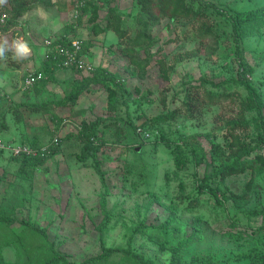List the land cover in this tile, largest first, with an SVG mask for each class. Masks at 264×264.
I'll list each match as a JSON object with an SVG mask.
<instances>
[{"label":"rangeland","instance_id":"rangeland-1","mask_svg":"<svg viewBox=\"0 0 264 264\" xmlns=\"http://www.w3.org/2000/svg\"><path fill=\"white\" fill-rule=\"evenodd\" d=\"M76 1L51 0L49 6L37 4V8L20 17L17 25L12 27H7L9 15L2 13L0 17V41L10 44L19 37L30 46V55L26 58L13 60L10 54L0 58V116L4 113L10 120V130L0 135V142L5 145L12 139L16 141L17 135H31L25 126L27 123L37 127L38 131L43 130L36 134L44 144L54 135L63 139L61 152L49 158L46 165L35 172L33 181L24 186H13L14 177L11 174L1 178L5 174L3 171L9 156L7 153L0 156V216L9 217L5 222L0 220V264H29L33 260L34 257L30 255L32 236L22 221L34 227L46 228L49 241L70 262L81 263L100 253L97 228L104 220L99 204L104 189L94 170L81 167L75 157L70 155L79 154L80 148L74 145L73 139L67 140L66 135H74L82 120L91 122L102 117L116 118V115L107 111L104 89L95 86L94 92L81 95L72 107L52 106L53 112L62 119L61 125L51 122L47 115L34 116L27 112H24L26 122L13 125V117L8 115L12 108L22 102L35 104L63 99L69 93L74 79L84 76V73L75 76L71 70H59L54 74L56 83L50 82L46 87L47 92L40 96L33 93L27 97L23 95L25 77L32 72H42L39 69L48 50L45 41H54L67 27L76 28V34H70V38L83 44L90 43L85 57L87 62L118 74L124 81L121 83L125 84L129 98L137 102L131 107L133 122L138 127L132 138L135 144L131 150L115 146L121 134L117 128H110L106 129L107 146L99 152L102 160H105L101 170L105 173L109 191L106 210L110 220L104 230L105 245L126 248L128 238L146 217V225L152 226L148 227L151 238L136 234L131 247L137 253L168 264L169 254L160 249V243L175 245L190 235L193 225L198 223L203 229L202 237L183 251L186 262H190L194 256L201 258L212 255L220 261L229 260V264H251L246 259L250 249L261 247L264 251V170L256 175L252 197L247 204L233 202L231 193L242 192L250 177V170L242 176L228 179L214 194L203 193L199 206L192 213H183V204L171 198L181 192V183L184 193L194 196L196 190L192 186V178L187 175L199 167L197 176L202 177L205 169L203 165L194 164L189 159L187 164L191 170L184 172L178 164H174L165 148L152 146L153 141L164 134L187 139L197 133L207 161L211 159V145L219 143L222 152L214 166L229 163L226 142L230 127L239 121L245 123L250 131L258 121L251 109L253 100L249 101V89L230 83L236 79L237 66L236 55L230 51V42L219 39L215 54H211L208 49L213 46L212 39H201L199 23L163 20L152 29V36L159 42L148 52L137 48L135 58L141 61L143 67V70H139L130 64L129 57L122 52L128 46V39L134 37L137 31L136 0L100 2L97 23L103 26L110 11L119 14L122 18L121 27L127 32L122 40L112 32L94 36L90 32V12L76 26V10L72 9V3ZM190 2L213 4L215 7L210 9V13L216 8L234 12L264 5V0ZM0 7L3 12L10 10L7 0H0ZM217 18L223 21L219 15ZM242 48L244 59L255 67L253 92H263L264 95V85L259 82L260 78L264 80V42L252 41V44H245ZM161 59L173 68L168 81L159 75L158 61ZM126 67L129 69L126 70ZM190 86L195 89L199 86L201 93L207 90H234L239 94L233 96L234 101L228 99L217 106L207 105L200 114L188 116L184 114L181 102ZM194 88L190 91L193 92ZM173 110H177L175 118L164 120V114ZM124 119L122 122H125ZM181 152H177L178 158L182 157ZM260 153L264 155V148ZM207 170L211 172V168ZM165 173L170 178L167 183L164 181ZM140 175H145V178L140 180ZM211 187L216 189V184H211ZM148 192H157L160 202L153 203L146 211ZM169 206L177 210V218L167 229H158L170 215ZM251 210L262 213L256 222L254 217L246 215ZM239 255H243L244 259L234 261Z\"/></svg>","mask_w":264,"mask_h":264},{"label":"trees","instance_id":"trees-1","mask_svg":"<svg viewBox=\"0 0 264 264\" xmlns=\"http://www.w3.org/2000/svg\"><path fill=\"white\" fill-rule=\"evenodd\" d=\"M10 5L9 11H2L0 9V17L2 13L9 15V21L7 27L17 25L18 19L24 16L31 10L37 8V4L49 6L51 0H7ZM106 0H77L76 3H72L73 10H76V26L80 24L81 18L90 12L89 22L91 23L90 32L94 36L100 34H107L108 32L114 33L119 40H122L126 36V30L121 27L122 18L119 14H113L109 12V16L105 19V24L101 26L97 23L99 5L100 2ZM76 4V5H75ZM137 14L136 25L137 31L134 37L128 39V46L122 50V52L129 57V62L132 66L139 70H143L141 61L137 60V48L145 49L146 52L154 47L159 41L156 37L152 36V29L155 25H158L163 20L168 22L172 21H192L199 23L201 39H212L213 46L208 51L211 54H215V51L219 44V39L224 38L226 42H230V51L236 56V79L230 83H234L235 86H243L251 93H249V101L253 100L252 111L255 112V118L258 120L254 127L248 131L245 123L235 121L228 131V141L226 142V149L228 151L227 160L228 164L219 167L214 166L215 161L218 160L221 151L219 143L212 144L210 147L211 159L207 161L206 154L203 151L200 141V135L197 133L190 138H175L168 135H161L158 139L153 141L152 146H160L165 148L174 164H178L180 169H184V172L191 170V166L188 165L189 159H192L194 164L203 165L205 171L202 177L197 176L198 168L189 172L187 177L192 178V186L196 190L194 196L189 193H184V185L180 184V193H177L171 199H174L177 203L183 204L182 212L192 213L200 204V197L203 193L214 194L216 190L220 189L222 185L226 184V181L230 178L242 176L247 170H250V177L244 184L241 193H231L233 202L237 204H247L252 197L253 185L256 180V175L264 170V155L260 153L264 148V95L263 92H253L255 86L253 85L252 78L254 77L255 67L251 66L249 61H246L243 57V45L252 44V41L264 42V5L258 7H252L241 11H228L224 8H216L213 13H210V9L215 6L208 2L198 4L191 3L190 0H136ZM1 8V7H0ZM217 15H219L223 21H218ZM76 28L67 27L64 33L56 38L52 45L60 44L63 47H69L71 41L74 38H70V34H76ZM6 30V27L3 31ZM174 41V40H173ZM170 43V42H169ZM90 47V43L83 44L81 49V56L86 57L87 51ZM151 56V55H150ZM60 54L54 52L53 48L48 49L44 61L41 63L43 78L35 83L30 89L23 91L24 96H28L33 93L35 96H40L44 92H47V85L52 82L56 83L54 77L55 72L59 70H71L75 76L82 74V71L74 68H65L61 65ZM129 68L126 67V70ZM159 75L164 80L168 81V75L173 71L171 66H168L164 59L158 61ZM84 76L74 79L73 85L70 88L69 93L59 100H46L43 103H20L17 104L8 114L12 118L13 125H19L26 122V115H47L48 119L54 124L59 123L61 125L62 119H59L53 112L52 106L65 107L74 106L81 95L84 93L94 92L95 86H101L106 93L107 111L116 115L114 117H102L97 118L94 121L88 122L82 120L77 125L76 133L74 135H66L67 140L73 139L74 145H78L80 153H70L71 156L79 162L81 167L92 168L95 174L98 176L101 187L104 189L100 196L99 204L104 215V220L101 225L98 226L97 231L99 233L100 253L92 256L81 263L70 262L68 257L61 254L54 246V243L49 241L47 237L46 228H38L31 225L29 222L22 221V224L26 229L30 230L33 246L30 248V255L33 260L29 264H162L156 260L147 257L141 253H137L132 249V240L134 235L139 234L141 237L151 238L148 227L146 225V217L143 218L138 226L134 229L133 234L127 240L126 248L108 247L104 242V230L109 223L110 214L106 210L108 186L105 178V173L101 170L103 164L102 157L99 154L101 149L107 146L108 138L106 129L117 128L121 137L116 139L115 146H121L131 150V147L135 144V140L132 139L135 136L137 126L132 119L131 107L137 102H134L129 98L127 89L124 82L118 74L108 72L106 68L102 66L94 67L90 73L82 74ZM26 78V77H25ZM261 85H264V80L259 79ZM228 84V86L230 85ZM190 86L186 90V95L181 102V108H183L184 114L192 116L203 112L205 106L212 105L217 106L223 101L232 100L233 96H237L239 93L234 92H213L212 90L200 92V88H194L190 91ZM138 92V90H136ZM142 98V97H141ZM164 104V102H163ZM179 108V109H181ZM177 110L167 111L163 119H174ZM125 117V119H124ZM123 119L125 122H122ZM9 119L4 115L0 116V135L10 130ZM31 135H17V140L5 142L6 146H20L28 147L36 151V155L13 156L10 152L0 150V156L6 154L9 156L4 169V175L2 179L9 174L13 175V186H24L27 182L33 181L35 172L46 165L49 158L55 157L61 152L63 139L53 136L49 139L48 143L44 144L41 141V137L36 132L43 131L37 130V127L25 124ZM59 127L55 130L58 132ZM148 130V129H143ZM150 131V130H149ZM50 135L51 132H50ZM16 137V136H13ZM208 138L209 136H205ZM56 138V140H54ZM186 139V140H185ZM142 142H140L141 144ZM42 148L46 150L42 151ZM133 151V150H132ZM182 151V152H181ZM177 152H181L182 157L178 158ZM181 159V160H180ZM110 160V159H108ZM133 165V164H129ZM128 165V167H129ZM11 166L14 170H11ZM208 168H211V172H208ZM255 168L257 170L255 171ZM210 170V169H209ZM11 172V173H10ZM168 173L164 175V181L167 183ZM145 175H140V180L144 179ZM146 183V181H144ZM216 184V189L211 187V184ZM148 201L145 204L146 211L151 208L152 204L160 202L157 192H148ZM192 196V197H191ZM170 199V201H171ZM242 206V205H241ZM168 211L170 213L168 219L163 222L158 229H167L171 222L177 218V210L174 206H169ZM246 215L254 217L256 222L257 218L262 215L261 212L249 211ZM9 217L0 216V220L5 222ZM203 229L198 226V223L193 225V230L190 235L183 237L175 245L165 246L160 243V249L169 254L168 264H229V260L220 261L212 255H205L201 258L192 257L190 262H186L183 251L195 244L194 242L201 239ZM1 257V255H0ZM243 255H239L234 258V261H242ZM247 261L251 264H264V251L261 247H253L250 249L249 254L246 255Z\"/></svg>","mask_w":264,"mask_h":264},{"label":"built area","instance_id":"built-area-1","mask_svg":"<svg viewBox=\"0 0 264 264\" xmlns=\"http://www.w3.org/2000/svg\"><path fill=\"white\" fill-rule=\"evenodd\" d=\"M53 41H45L46 49L53 48L54 52L60 54L61 65L65 68H74L76 70L82 71V73H90L93 71V66L87 62L84 56H81L82 42L79 40H72L70 46L63 47L60 44L52 45ZM43 78L42 72H32L29 73L23 80V90L32 87L35 83L39 82ZM56 140V138L54 139ZM0 150H5L10 152L13 156H19L21 154L25 155H36V151L28 147L20 146H6L0 142ZM42 151L46 148H42Z\"/></svg>","mask_w":264,"mask_h":264},{"label":"clouds","instance_id":"clouds-1","mask_svg":"<svg viewBox=\"0 0 264 264\" xmlns=\"http://www.w3.org/2000/svg\"><path fill=\"white\" fill-rule=\"evenodd\" d=\"M11 55L13 60L23 59L30 55L29 43L23 38H15L9 42L0 41V58Z\"/></svg>","mask_w":264,"mask_h":264}]
</instances>
